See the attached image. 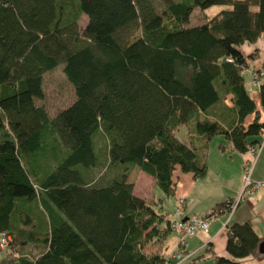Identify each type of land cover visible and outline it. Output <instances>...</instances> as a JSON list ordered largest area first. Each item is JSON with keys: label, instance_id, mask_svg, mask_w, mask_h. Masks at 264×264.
<instances>
[{"label": "trees", "instance_id": "obj_1", "mask_svg": "<svg viewBox=\"0 0 264 264\" xmlns=\"http://www.w3.org/2000/svg\"><path fill=\"white\" fill-rule=\"evenodd\" d=\"M214 4L222 6L203 12ZM194 7L202 19L188 24ZM262 32L264 0H0V230L39 248L0 263L162 264L165 256L141 247L162 240L169 219L159 196L131 192L126 168L150 174L169 195L173 169L205 170L191 137L173 133L177 124L203 139L220 133L239 151L255 141L264 119L243 85L238 45ZM57 63L74 98L48 115L33 98ZM258 93L264 113V81ZM225 94L230 106L220 115L213 105ZM96 130L117 167L103 183L87 172L97 163ZM258 241L248 219L231 222L228 255L210 264H240Z\"/></svg>", "mask_w": 264, "mask_h": 264}, {"label": "crops", "instance_id": "obj_2", "mask_svg": "<svg viewBox=\"0 0 264 264\" xmlns=\"http://www.w3.org/2000/svg\"><path fill=\"white\" fill-rule=\"evenodd\" d=\"M205 10L203 11L204 13H206ZM198 12V16L201 18L202 12ZM212 12L206 14L208 15ZM238 49L246 57L245 65L240 70L243 85L248 91L255 108L259 109V119L263 120L264 113L260 110L258 85L264 81V73L258 74L254 80H251L250 73L251 69H258L264 66V32L253 42H241L238 45ZM252 51V56L247 57L248 53ZM228 95L225 94L222 101L213 105V108L216 109L215 111L219 112L220 115L225 113V111L228 112L226 110V105L230 106ZM202 114L200 113V115ZM251 117L252 113H247L243 116L242 123L246 124ZM225 119L227 118H224V122ZM189 127V125L180 123L172 131L184 142H187L188 137H191L190 143L197 147L198 155L205 163V170L201 176L193 177L190 171L173 169V190L169 195L172 198V205H174L178 197L181 198L180 216L189 214L207 216L205 231L197 229L192 234L184 235L182 248L183 251L191 252V255L192 253H198L199 257L209 259L210 264L211 255H228L224 247L225 227L231 222H240L248 219L259 240L264 238V185H259L248 194L238 197L229 211L221 205L215 208L214 206L217 205L215 203L236 197L240 186V165L242 160L248 157L249 154L245 151L236 150L231 142L220 133L203 139ZM259 136L260 132L252 137L257 140ZM99 173L89 174V182L95 183L100 175ZM250 174L252 178L264 179V142L253 156ZM125 178L131 182V192L133 194L143 199L153 195L155 186L152 184L153 177L150 174L131 165L126 168ZM103 181L101 180L100 183H103ZM22 239L24 241V238ZM174 239H172V242ZM25 243L31 244L32 242L25 240ZM237 259L240 264H257L259 254L251 253Z\"/></svg>", "mask_w": 264, "mask_h": 264}, {"label": "rangeland", "instance_id": "obj_3", "mask_svg": "<svg viewBox=\"0 0 264 264\" xmlns=\"http://www.w3.org/2000/svg\"><path fill=\"white\" fill-rule=\"evenodd\" d=\"M220 6L222 5L214 4L207 7L205 11L206 13H209L212 12L213 10H216ZM198 15L199 12L197 10V7H194L191 11L188 24L200 22L201 18ZM85 21H86V15L80 13L78 18L76 19V25L79 31L84 26ZM136 32L138 31L136 30L134 33ZM41 87L43 91L42 97L33 98V101L35 104H41L48 115H52L57 109L64 107L74 98L72 92V86L67 81V79L65 78L62 72L61 63H57L52 68L42 73ZM92 146L96 155L97 163L94 166H91L87 170V172L88 174L100 172L99 179L97 181L100 182L101 180H104L103 182H106L109 175L116 173L117 167L106 163V154H105L106 138L100 131L96 130L92 134ZM58 148L60 149L61 146ZM244 195L246 194H240L239 197ZM153 196L154 198H156L157 196L161 198L160 211L163 212L167 218L171 220L174 217H176V214L173 213L172 198L170 197V195H165L158 187L155 186L153 188ZM155 225L157 226V227L155 226L157 233H161L160 231H162V229L158 227L159 225L157 224ZM9 237L11 238V236ZM177 237L178 234L173 230L169 229L163 236L162 240L158 241L155 244L144 245L141 247V250L145 253L158 252L162 254L163 256H165L164 257L165 260L162 262V264H171L173 261H177L176 264H209V259L204 257H195L196 254L198 253H194V254L192 253L191 255V252L189 253L184 251V252H180L178 256H174L172 254V251L176 246L175 241ZM173 238L175 239L172 242ZM11 244L14 249L24 253L23 256H25L26 254V257L28 256L31 257L35 253L39 252V248L37 246H34L35 245L34 243L30 244V243H25L24 241L22 242L21 239H19V237L16 236L15 237L13 236V241L11 242ZM3 254H4L3 251L0 249V257ZM252 254H259V259L257 264H264V251L259 252L255 249V252ZM166 256L169 258H166ZM182 256H184L185 258L179 260ZM170 258L172 259V262L167 263Z\"/></svg>", "mask_w": 264, "mask_h": 264}, {"label": "built area", "instance_id": "obj_4", "mask_svg": "<svg viewBox=\"0 0 264 264\" xmlns=\"http://www.w3.org/2000/svg\"><path fill=\"white\" fill-rule=\"evenodd\" d=\"M264 73V66L259 67L258 69H251V80H254L258 74ZM264 142V127L260 131V136L257 140L249 143L244 151L249 154L248 157L244 158L241 162V171H240V186H239V193L236 195L234 199H231L227 202V211L231 209V207L235 204L240 194H247L252 189L256 188L259 185H264V179H256L251 177V168L253 163V156L258 152L259 147ZM181 210V198L178 197L173 205V212L176 214L174 219L168 221V230H174L178 233V239L176 242V246L172 251L174 256H178L180 252H184L182 245L183 244V237L187 234H192L195 230L200 229L205 231L207 225V216L204 215H195L189 214L185 216H180ZM10 235L4 231L0 230V249L7 257H19L23 256L24 253L19 252L18 250L14 249L11 242H10ZM181 255V254H180ZM26 256V254H25ZM182 256L179 260L183 259ZM177 261H173L171 264H176Z\"/></svg>", "mask_w": 264, "mask_h": 264}, {"label": "water", "instance_id": "obj_5", "mask_svg": "<svg viewBox=\"0 0 264 264\" xmlns=\"http://www.w3.org/2000/svg\"><path fill=\"white\" fill-rule=\"evenodd\" d=\"M256 250L259 252L264 251V238L260 239L256 244Z\"/></svg>", "mask_w": 264, "mask_h": 264}, {"label": "bare ground", "instance_id": "obj_6", "mask_svg": "<svg viewBox=\"0 0 264 264\" xmlns=\"http://www.w3.org/2000/svg\"><path fill=\"white\" fill-rule=\"evenodd\" d=\"M242 198H244V197H242ZM227 219V218H226ZM6 256V255H5ZM171 262V261H170Z\"/></svg>", "mask_w": 264, "mask_h": 264}]
</instances>
